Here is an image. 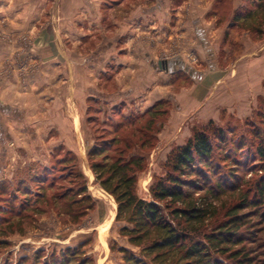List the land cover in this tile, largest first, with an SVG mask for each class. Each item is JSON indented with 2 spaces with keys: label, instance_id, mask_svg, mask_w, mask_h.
<instances>
[{
  "label": "rangeland",
  "instance_id": "rangeland-1",
  "mask_svg": "<svg viewBox=\"0 0 264 264\" xmlns=\"http://www.w3.org/2000/svg\"><path fill=\"white\" fill-rule=\"evenodd\" d=\"M108 2L111 3L109 0L103 2L105 21ZM138 2L131 0L128 3L133 6ZM72 3L76 5L75 1ZM235 3V0H220L217 7L221 10L223 19L231 18ZM244 3L241 8H247L253 0H244ZM71 17L75 20L76 15ZM236 18L238 17L233 15L232 20ZM40 19L42 25L45 20H49L48 17ZM11 20V17L0 16V40L4 39V43L9 44L20 41L24 47L14 55H11L12 50L7 51L9 58L4 63V78L11 80L15 70L24 83H35L34 90L37 94L29 102L30 105L34 104L29 115L27 112L18 114L3 110L5 119L2 121L0 108V139L3 140V145L0 144V264H126L122 249L137 256L140 249L133 247L128 238L121 235L125 223L116 221L117 204L95 180L88 160V153L96 140L98 143L110 140L112 137L108 131L120 122L122 116L142 114L134 103L128 105L126 102L112 101L113 98L107 94L110 92L111 78L108 73L102 72L104 75L100 76L99 72L108 67L106 62L111 57L109 54L112 44L105 40L104 45L100 46L103 41L97 33L85 44L83 51L86 55H83L81 50H77L75 43L70 42L71 36L78 37V34L68 32L67 49L63 47L68 61L47 65L43 69L45 73L40 76L37 72L41 70L43 57L38 54L37 49L34 53L32 43L29 44L32 38L28 34L15 35L7 32ZM58 21L59 18L55 17L52 22L46 23L51 25L53 37L56 36L54 26L58 25ZM256 21L258 27L261 20L256 18ZM2 27L4 33L1 31ZM258 29L253 35L262 39V27L260 26V31ZM65 38L64 36V40ZM97 45L100 47L97 48ZM175 49H161L156 53L155 60L161 61L176 54L179 58H185L188 66L200 68L201 62L196 52L184 49V52L179 50L178 53ZM177 75L173 93L191 83L187 74ZM156 104L159 116L151 131L156 142L153 149L145 151L149 153L146 156V168L139 174L136 187L137 194L148 200L154 177L164 175L172 150L184 145L194 132L204 129L209 123L197 119H179V115L175 113L173 97H167ZM259 109L262 113L253 112L244 120L224 115L221 120L212 122L218 127L230 125L237 134L248 137L250 143L254 140L252 130L264 129L262 99ZM257 115H263V118ZM12 117H25V121L20 124V128L11 130L13 133L10 135L5 124ZM90 117L93 118L92 122L88 121ZM75 118L77 129L79 120L82 123L79 131L74 129ZM174 131L175 137L172 136ZM4 147L7 149L2 151ZM113 149L114 147L110 150ZM69 154L78 160L77 168L86 176L88 191L95 201L93 211L81 223H76L63 210L52 208L48 199V187L53 181L66 188L72 187L67 176L73 167L65 166L61 161L66 156L69 157ZM94 188L96 190L93 194Z\"/></svg>",
  "mask_w": 264,
  "mask_h": 264
},
{
  "label": "crops",
  "instance_id": "crops-1",
  "mask_svg": "<svg viewBox=\"0 0 264 264\" xmlns=\"http://www.w3.org/2000/svg\"><path fill=\"white\" fill-rule=\"evenodd\" d=\"M74 1L76 5H73ZM104 1L0 0V16L12 18L7 32L28 34L32 38L29 44L32 43L34 53L37 49L43 57L41 70L37 72L40 76L45 73L43 69L47 65L68 61L65 51L69 43L68 32L78 34V37L71 36L70 42L75 43L83 55H86L83 50L89 38L99 33L103 41L100 46L105 40L112 44L111 57L106 62L108 67L99 72L100 76L104 75L103 72L111 78L108 96L119 103H134L141 113L167 97L174 98L175 113L179 119L185 120L218 121L223 115L244 120L259 108L261 99L264 100V26L263 38L257 39L253 35V27L257 26L255 16H238L232 20L245 5L244 0H235L229 19L222 18L217 7L220 0H138L133 6L128 3L131 0H109L107 21ZM71 15H76L75 20ZM41 17L49 20L42 25ZM55 17L59 18V23L54 26L56 36L53 37L51 25L46 23ZM23 47L20 41L9 44L0 40L2 121L5 119L3 110L29 115L34 107L29 102L37 94L35 83H24L15 70L11 80L4 78L3 74L4 63L9 58L7 51L12 50L11 55H14ZM172 47L178 53L184 49L196 52L200 68L188 66L185 58L176 54L161 61L155 60L161 49ZM178 73L187 74L191 83L173 93ZM24 118L9 119L5 124L8 134L20 128ZM73 124L75 131L82 129L81 120L78 129L76 118ZM175 134L176 131L172 136ZM2 141L0 139L1 145Z\"/></svg>",
  "mask_w": 264,
  "mask_h": 264
},
{
  "label": "trees",
  "instance_id": "trees-1",
  "mask_svg": "<svg viewBox=\"0 0 264 264\" xmlns=\"http://www.w3.org/2000/svg\"><path fill=\"white\" fill-rule=\"evenodd\" d=\"M238 16H255L264 26V0H253ZM157 106L122 116L108 131L112 138L96 140L88 153L95 180L117 204L116 221L125 223L121 235L140 249L138 256L122 249L126 264H264V129L254 128L249 143L230 125L209 122L172 150L148 200L136 187L146 168L145 151L156 142L151 131ZM69 155L61 161L73 167L67 176L72 187L53 181L48 199L52 208L81 223L95 201L78 160Z\"/></svg>",
  "mask_w": 264,
  "mask_h": 264
},
{
  "label": "bare ground",
  "instance_id": "bare-ground-1",
  "mask_svg": "<svg viewBox=\"0 0 264 264\" xmlns=\"http://www.w3.org/2000/svg\"><path fill=\"white\" fill-rule=\"evenodd\" d=\"M96 188L93 189V194L95 193Z\"/></svg>",
  "mask_w": 264,
  "mask_h": 264
}]
</instances>
